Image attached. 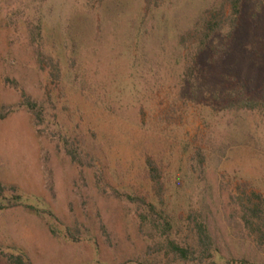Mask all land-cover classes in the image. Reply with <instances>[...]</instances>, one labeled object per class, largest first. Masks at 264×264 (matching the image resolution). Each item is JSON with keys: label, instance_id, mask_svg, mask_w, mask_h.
I'll return each instance as SVG.
<instances>
[{"label": "rangeland", "instance_id": "obj_1", "mask_svg": "<svg viewBox=\"0 0 264 264\" xmlns=\"http://www.w3.org/2000/svg\"><path fill=\"white\" fill-rule=\"evenodd\" d=\"M210 1L0 0V184L19 196L0 264H200L166 240L193 244L201 222L215 264H264L237 223L242 191L264 197V105L247 106L264 96V0L192 61L178 36Z\"/></svg>", "mask_w": 264, "mask_h": 264}, {"label": "trees", "instance_id": "obj_2", "mask_svg": "<svg viewBox=\"0 0 264 264\" xmlns=\"http://www.w3.org/2000/svg\"><path fill=\"white\" fill-rule=\"evenodd\" d=\"M144 10L146 12L157 9L160 7L162 0H143ZM242 0H211L207 6L202 10L200 15L197 17L193 25L185 32L178 36V43L185 50L190 51L192 61L202 53L212 38L221 33L225 32V40L227 42L234 29L236 28L238 17L240 14V6ZM249 109H255L258 104L264 105V96L257 98L256 101H250L248 103ZM23 105L32 112L34 118L39 119L41 117L40 111H37L35 103L29 101L27 98L24 99ZM8 113L0 112V120L6 118ZM66 154L70 159L79 164L83 165L80 154L75 149L68 147L65 148ZM247 185L244 184V188ZM242 197H240L239 205V216L237 217V223L239 226L246 230L256 248L264 252V197L261 193L254 191H242ZM131 202H139L142 205H146L147 210L155 212V215L159 220H162L163 232L170 235L172 226L170 222L160 213L156 212L153 204L145 203L143 199L125 196ZM19 196L16 197H5L4 189L0 184V209L12 208L17 206L19 203L16 201ZM31 211H35L33 207H26ZM194 243L193 244H180L174 239L168 238L167 245L169 251L175 256V259L180 262H191L202 263L201 260H207V264H215L213 260L215 255V248L213 247L211 236L209 235L206 226L203 222L196 223L194 229ZM7 264H32L31 261L23 253L16 255H8L5 257ZM226 264H261L259 262H251L248 259H231L226 261Z\"/></svg>", "mask_w": 264, "mask_h": 264}]
</instances>
